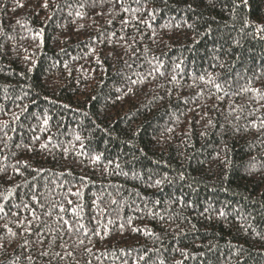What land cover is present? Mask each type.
<instances>
[{"label": "trees", "instance_id": "1", "mask_svg": "<svg viewBox=\"0 0 264 264\" xmlns=\"http://www.w3.org/2000/svg\"><path fill=\"white\" fill-rule=\"evenodd\" d=\"M44 2L0 0V264H264V0Z\"/></svg>", "mask_w": 264, "mask_h": 264}, {"label": "snow or ice", "instance_id": "2", "mask_svg": "<svg viewBox=\"0 0 264 264\" xmlns=\"http://www.w3.org/2000/svg\"><path fill=\"white\" fill-rule=\"evenodd\" d=\"M241 2L246 6L247 3H248V0H241ZM234 6H236V5L234 4ZM43 7L45 9L48 7V0H45V2L43 4ZM260 30L261 31H264V29H260ZM25 59H28V57H25ZM217 88H219V85H217ZM17 119H18V117H17ZM77 139H79V137H77ZM41 147H46V145H42ZM96 159H99V157H97ZM165 179H166V177H165ZM155 183L157 185H159L161 183V181L160 180H157V181H155ZM8 193H9V195H11L12 194V190L11 189H8ZM75 195L80 196L81 194L79 192H77V193H75ZM4 199L7 200V197H4ZM68 203L69 204H72L73 202L71 200H69ZM113 203H115V201H113ZM17 207H19V206L17 205ZM24 207L27 208L28 205H24ZM80 207H82V206H80ZM59 211L60 212H64L65 211L64 207L63 206H59ZM70 211H71V213L73 215H77L79 217V220H82L83 219V217L82 216H79V214L77 213L76 208H72ZM0 214H2V215H0V218H3V216H7V214H8L5 211V208H4L3 204H0ZM14 215H15V213H14ZM48 215H51V213H48ZM221 215H223V213H221ZM33 218L34 219H38L37 217H35V214L34 213H33ZM60 220L62 221V224L60 225V230H66V232L69 233V234L73 233V231L79 233L81 231V229H84L85 228V225L83 223H78V225H77V224H74V223L70 222L69 220L64 219L63 217H60ZM109 223H111V221H109ZM18 226L19 227H24L25 232L28 233L29 235L31 234V232H30L31 225L30 224L27 227H25L22 223L21 224H18ZM5 228L7 229V233L9 235H11L13 238L16 236V233L13 232L11 228H7L6 225H5ZM134 231H137V230L134 229ZM87 234L88 233L86 231L83 233V235H85V236H87ZM94 234H97L98 235L99 233H94ZM38 243H41L42 244L43 243V240H39ZM79 243L81 245H83L84 244V241L83 240H80ZM0 247H3V245L0 244ZM61 247H63V245H61ZM85 250L88 251V252H91V249L86 248ZM41 255H45L46 256V255H48V253L47 252H42ZM55 255L57 257H60L61 259H63V257L61 256V254L59 252L55 253ZM68 255H71V253H68Z\"/></svg>", "mask_w": 264, "mask_h": 264}]
</instances>
